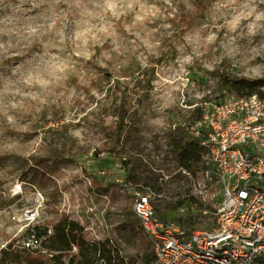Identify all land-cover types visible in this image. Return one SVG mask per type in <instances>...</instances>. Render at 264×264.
I'll use <instances>...</instances> for the list:
<instances>
[{"label": "rangeland", "instance_id": "rangeland-1", "mask_svg": "<svg viewBox=\"0 0 264 264\" xmlns=\"http://www.w3.org/2000/svg\"><path fill=\"white\" fill-rule=\"evenodd\" d=\"M223 74L264 77V0H0V248L40 193L37 224L64 212L87 240L153 264L132 192L160 195L162 220L195 197L203 163L182 172L173 142L195 140L204 102L234 97H219ZM116 97L134 119L120 137ZM194 199L178 208L185 232L212 223L216 182Z\"/></svg>", "mask_w": 264, "mask_h": 264}, {"label": "built area", "instance_id": "built-area-1", "mask_svg": "<svg viewBox=\"0 0 264 264\" xmlns=\"http://www.w3.org/2000/svg\"><path fill=\"white\" fill-rule=\"evenodd\" d=\"M190 134L200 148L204 179L192 178V195L200 197L216 182L220 201L209 226L185 232L156 215L153 202L160 195L149 187L134 189L132 213L151 245L153 264H264V97L206 101ZM20 190L15 183L14 192ZM43 202L39 193L37 203L21 211L23 227L37 224ZM89 211L97 218L94 207ZM37 244L33 237L23 241L25 247Z\"/></svg>", "mask_w": 264, "mask_h": 264}, {"label": "trees", "instance_id": "trees-1", "mask_svg": "<svg viewBox=\"0 0 264 264\" xmlns=\"http://www.w3.org/2000/svg\"><path fill=\"white\" fill-rule=\"evenodd\" d=\"M147 73V69H143ZM218 90L223 94H233L242 97L257 94L264 97V77H233L221 75L218 82ZM117 100H119L117 102ZM125 101L116 97L115 125L118 137L126 126L134 121L127 114L124 107ZM200 111V108H197ZM199 116V114H198ZM126 117L128 118L126 120ZM183 134L173 142V148L177 154V165L194 174L197 163L201 162V155L197 151L196 140L183 141ZM195 197H183L178 199L171 211L165 213L164 221L176 222L178 226H185V222L178 213V208H188L189 204L196 202ZM181 228V227H180ZM193 228H190L192 230ZM184 230H188L185 226ZM187 232V231H186ZM189 232V231H188ZM33 237L37 240V247H25L23 241ZM17 241V242H16ZM75 247V251L71 249ZM0 264H132L124 257L118 247L110 239H93L84 237V227L76 219L61 213L59 217L49 224H35L27 228L15 241L0 248Z\"/></svg>", "mask_w": 264, "mask_h": 264}]
</instances>
